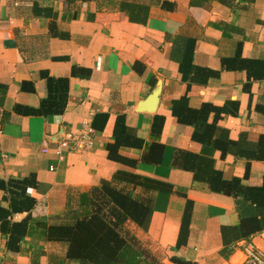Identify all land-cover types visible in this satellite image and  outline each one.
<instances>
[{
	"label": "crops",
	"instance_id": "1",
	"mask_svg": "<svg viewBox=\"0 0 264 264\" xmlns=\"http://www.w3.org/2000/svg\"><path fill=\"white\" fill-rule=\"evenodd\" d=\"M134 1L150 7L145 25L130 22L109 0H0V182L32 179L26 194L35 200L30 212L11 217L13 223L30 218L18 252L7 249L0 231V264H69L66 244L48 242L39 222L59 224L68 211L84 210L81 196L112 182L119 171L169 183L177 191L157 194L146 231L127 224L140 246L161 264H174L173 256L198 264H243L249 244L264 249L263 231L250 242H238L225 258L221 230L239 224L235 199L195 182L193 173L174 160L178 151L212 157L226 180L238 177L249 187L262 186L264 161L249 164L232 153L223 157L195 141L194 128L179 123L172 113L173 102L185 95L193 109L234 102V114L223 115L219 127L229 131L237 150L257 145L264 135V78L229 71L223 60L240 50L243 58L264 62V0H230L231 5L207 0L197 6L191 0ZM165 1L169 9L163 8ZM179 36L196 40L194 64L216 73L207 84L182 78L172 58ZM47 77L69 81L64 113H22L38 109L48 96ZM119 117L144 141L141 149L119 151L136 161V168L108 158ZM156 118L163 119L158 136L152 132ZM86 123L94 130L93 144L78 148ZM64 141L69 145L62 147ZM153 143L164 146L159 165L143 162ZM20 195L19 190L0 188V209H10ZM187 199L193 202L189 238L176 249Z\"/></svg>",
	"mask_w": 264,
	"mask_h": 264
},
{
	"label": "trees",
	"instance_id": "2",
	"mask_svg": "<svg viewBox=\"0 0 264 264\" xmlns=\"http://www.w3.org/2000/svg\"><path fill=\"white\" fill-rule=\"evenodd\" d=\"M109 1L114 2L119 11L128 16L130 22L142 25L147 23L150 12L148 5L134 0ZM206 1L191 0V4L197 6ZM219 1L231 5L230 0ZM162 6L169 9L167 1ZM195 45L194 39L181 36L175 38L172 58L179 63V70L185 81L192 84H207L216 73L194 64ZM223 66L229 71L246 70L249 77L264 78V62L245 59L240 50L235 57L224 59ZM257 69L261 71L257 72ZM47 81L48 96L42 101L41 106L38 109H23L22 113L36 116L64 113L69 90L68 79L47 77ZM227 105L215 107L206 104L200 109H193L189 106L185 95L173 102L172 113L179 123L194 128L195 141L211 149L219 150L223 157L232 153L246 159L249 164L252 161L263 162L264 135L256 146L250 147V150H237L239 145L229 138V131L219 127L218 121L223 118V115L234 114L233 107H236V104L231 102L229 106ZM212 115L214 118L210 122ZM156 119L152 132L158 136L162 131L163 119ZM113 136L114 142L107 146L108 158L136 168L137 162L122 157L119 151L127 147L141 149L144 141L132 133L123 117L117 119ZM163 153L164 146L153 143L143 156V162L159 165L162 162ZM174 165H180L184 170L192 172L195 182L207 184L211 192L235 199L239 224L223 227L221 230L224 245L221 253L225 258L233 254L238 242H250L253 237L264 231V181L262 186L249 187L243 185V180L238 177L226 180L223 173L215 168V160L212 157L189 152L178 151ZM33 185L32 179L12 180L8 185L0 182L1 189L10 190V193H14L15 189L21 193L20 199L12 201L10 209H0V231L7 239L6 246L11 252L19 251L23 238L28 234L30 223L29 216L20 223H13L11 217L16 212H30L33 209L35 200L26 194L29 187ZM137 190L140 192L136 193ZM161 192L173 194L177 191L169 183L133 172L119 171L114 175L112 182L95 187L81 196V205L85 208L84 210L68 211L59 218L61 220L59 224L49 225L41 221L39 225L44 229L48 242L66 244L65 261L69 264H142L146 259L150 260L151 264H161L140 246L127 228L128 223H133L147 230L154 212L156 196ZM179 194L187 198L184 193L179 192ZM192 212L193 202L187 199L176 249H182L187 245ZM171 261L174 264H198L174 256Z\"/></svg>",
	"mask_w": 264,
	"mask_h": 264
},
{
	"label": "built area",
	"instance_id": "3",
	"mask_svg": "<svg viewBox=\"0 0 264 264\" xmlns=\"http://www.w3.org/2000/svg\"><path fill=\"white\" fill-rule=\"evenodd\" d=\"M2 112H0V138L3 134V123L2 120ZM93 134L94 130L92 126L88 123L84 124L81 133L78 137L80 144H78V148H89L93 144ZM68 142L64 141L61 146L65 147L68 146ZM76 149V148H75ZM3 152L1 147V140H0V164L3 162ZM246 258L243 264H264V249L256 247L254 245L249 244L245 249Z\"/></svg>",
	"mask_w": 264,
	"mask_h": 264
},
{
	"label": "water",
	"instance_id": "4",
	"mask_svg": "<svg viewBox=\"0 0 264 264\" xmlns=\"http://www.w3.org/2000/svg\"><path fill=\"white\" fill-rule=\"evenodd\" d=\"M155 94H156V92H155Z\"/></svg>",
	"mask_w": 264,
	"mask_h": 264
}]
</instances>
